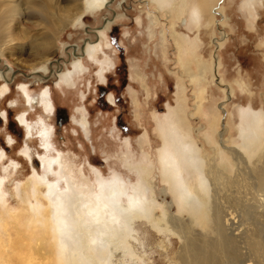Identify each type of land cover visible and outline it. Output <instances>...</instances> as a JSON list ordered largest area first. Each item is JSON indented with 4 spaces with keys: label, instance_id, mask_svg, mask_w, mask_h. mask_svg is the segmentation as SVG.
<instances>
[{
    "label": "bare ground",
    "instance_id": "1",
    "mask_svg": "<svg viewBox=\"0 0 264 264\" xmlns=\"http://www.w3.org/2000/svg\"><path fill=\"white\" fill-rule=\"evenodd\" d=\"M141 1L170 21L168 32L178 52L177 60L189 65L192 62L190 57L197 53L198 39L189 40L191 37L177 32L174 25L180 20L191 26L196 25L199 4H194L195 0ZM214 1V5L211 4L214 8L210 12L212 15L220 14L218 0ZM61 2L0 0V57H7L15 66L35 69L33 73L43 76L39 71L47 72L46 62L59 47V35L66 28L82 21L85 12L100 11L108 3L107 0ZM241 7L252 22L253 1L241 0ZM156 17L159 19L158 15ZM104 30L97 31L98 40L104 39ZM219 36L214 39L215 44L220 41L216 44L217 48L225 39L222 33ZM100 47L102 45L99 43H86L84 53L88 58L97 60L95 56ZM186 48L190 50L188 56H184ZM107 60H101L98 71L102 79ZM73 62L72 71L61 73L60 78L64 84L72 83L76 74L84 72L80 60ZM204 74V68L200 64L198 81L204 80ZM177 87L176 106L164 115L155 116L156 131L162 139L159 151L160 176L170 184L179 210L174 217L169 216L165 210L159 212L155 195L151 192L148 195V176L151 171L145 163L139 162L137 165L127 158L122 159L132 169L135 170L136 167L141 174L138 181L129 186L124 183L121 175L106 179L98 167L93 166L89 168L95 177L93 184L88 183L81 169L78 171L83 178L76 184L71 172L65 167L66 160L62 154L58 152L55 157L49 154L52 131L45 124L44 117L40 118L36 131V124L28 121L24 115H19L18 120L25 125L27 135L36 133L41 140L44 153L38 154L37 163L44 172L39 176L37 173L30 176L29 192L23 189L22 182L15 183V195L25 211L23 222L22 216L8 206V192L5 190L3 177H0V264L13 261L11 253L16 244L20 248L29 247L34 257H44V248L31 247L34 241L38 247L48 239H51L55 248V261L52 264H148L145 254L153 244L149 245L151 241H148L152 231L160 234L155 247L164 253H168L171 245L169 236H177L181 246L176 259L181 264H264V112L241 107L240 118L238 117L239 136L237 135L241 138V144L238 148L226 145L229 140L224 138L225 131L221 132L220 155L231 160L232 165L230 164L229 169L217 164L210 165L209 156L203 154L191 130L186 126L187 103L182 90L183 84L179 82ZM6 89L3 85L1 90L3 92ZM49 91L46 88L41 93V102L47 112L53 109L48 98ZM225 94L226 98H230L232 90L225 89ZM29 95L25 91L27 98ZM36 101V96H33L31 102ZM200 112L208 125V132L203 134L205 140L217 149L213 131L215 111L208 107ZM46 119L49 120L47 117ZM81 123L84 124V120ZM34 129L36 132H33ZM145 139L143 136L142 142ZM125 142V150L132 148L129 138ZM3 152L0 150V161L5 159ZM122 152L125 153L123 149ZM21 154L32 162L29 146H24ZM11 166H17L16 162L12 161ZM52 173L55 174L54 177L50 176ZM41 189H44V193ZM182 215H187L189 225L183 222ZM11 227L17 231L15 239L9 232L3 238L1 232L4 233V229L7 232ZM39 262L35 260L30 264H40Z\"/></svg>",
    "mask_w": 264,
    "mask_h": 264
},
{
    "label": "rangeland",
    "instance_id": "2",
    "mask_svg": "<svg viewBox=\"0 0 264 264\" xmlns=\"http://www.w3.org/2000/svg\"><path fill=\"white\" fill-rule=\"evenodd\" d=\"M59 1L64 4L65 0ZM107 1L106 8L85 12L82 21L66 28L59 35V47L46 62L47 72L39 71L43 76L33 73L35 69L15 66L7 57H0V150L5 154V159L0 161V177H3L8 192L7 204L12 211L22 216L21 222L24 221L25 211L15 195V183L22 182L23 189L29 192L30 176L33 173L39 176L44 172L38 161L30 162L21 154V149L29 146L36 160L38 154L44 153V149L36 133L26 136L25 127L18 121L20 113L26 114L28 121L36 124V131L40 118L44 117L45 121L46 117L49 118L45 123L52 131L49 154L54 157L58 152L62 154L66 160L62 158V162L65 161V167L71 172L76 184L83 178L78 169L82 170L88 183L93 184L95 177L89 170L93 166L98 167L106 179L121 175L124 183L129 186L137 182L141 174L136 167L132 169L123 160L127 158L137 165L139 162L145 163L152 172L148 176V195L149 192L155 195L159 212L165 210L169 216L174 217L179 210L170 184L160 176L159 151L162 139L156 131L155 116L164 115L176 106L178 83L183 84L187 103L186 126L203 154L209 156L210 165L225 166V169L232 165L231 160L220 155L221 132L225 131L224 138L229 140L226 145L238 148L241 144V138L238 137L241 107L264 112V0H252V22L241 7V0H218L220 14L212 15L213 6H205L200 24L191 26L188 22L176 21L174 29L177 32L191 37L189 40L198 39L197 53L190 57L192 62L189 65L177 60L178 52L168 32L170 21L165 16L159 15L153 7L141 0ZM196 2L205 3V0ZM107 21L110 23H107L104 30V39L98 40L95 33ZM221 33L225 39L217 48L216 44L220 41L215 44L214 39L220 37ZM87 40L91 44L102 45L95 56L97 60L82 55L85 68L83 74H76L72 83L64 84L60 78L61 73L72 71V60H75ZM73 45H76V51ZM189 51L186 48L184 56H188ZM104 58L108 59V64L104 63L106 67L102 73H106V78L102 79L98 71ZM200 64L205 73L203 81L197 79ZM214 77L218 78L217 81ZM22 83L27 86L32 98L37 97V102H32L31 107L26 104V97L21 90ZM4 84L7 89L2 92ZM100 86L106 89L107 96L103 98L98 95ZM46 88L50 90L54 106L49 113L38 102L41 92ZM225 89L232 90L230 98H226ZM110 92L113 94L110 95ZM105 97L110 104L105 102ZM208 107L215 111L213 131L217 144L214 146L217 149L208 144L203 135L208 132V125L200 111ZM143 136L146 138L144 142ZM126 138H129L132 146L129 150H125ZM12 161L17 166L12 168ZM53 174L50 176L54 177ZM41 191L44 193V189ZM186 217L182 215L183 222L189 225ZM3 232V238L9 232L15 239L17 231L11 227ZM153 233L151 240L148 239L151 241L149 245L153 244L150 249H145L147 263L181 264L176 259L181 246L177 236H169L171 245L168 253H164L155 247L160 234ZM44 243L37 247L34 241L31 247L44 248L45 255L42 258L34 257L29 247L20 248L16 244L11 253L14 259L8 264H30L35 260H39L40 264H52L55 261V248L51 239Z\"/></svg>",
    "mask_w": 264,
    "mask_h": 264
},
{
    "label": "flooded vegetation",
    "instance_id": "3",
    "mask_svg": "<svg viewBox=\"0 0 264 264\" xmlns=\"http://www.w3.org/2000/svg\"><path fill=\"white\" fill-rule=\"evenodd\" d=\"M107 23H110V21H107L106 22V24H105V26L103 27V28H100L99 30H104L105 28H106V26H107ZM97 33H95V35H96ZM97 36V35H96ZM86 43H91V41L90 40H87L86 42H84V44H83V46L81 47V52H79L78 54V56L76 55V53L77 52H75V60H73V61H76V60H80V62H82L83 63V61H82V55H85V53H84V48H85V45H86ZM74 47H73V49L76 51V45H73ZM85 57H86V55H85ZM85 69V68H84ZM83 74V73H82ZM97 75V74H96ZM104 78H106V73L104 72ZM103 78V79H104ZM5 85V84H4ZM6 86V88H7V85H5ZM25 88V89H24ZM49 89V88H48ZM21 90H22V92L24 93V95H25V91L26 92H28L29 93V91H28V88H27V86L26 85H24L23 83L21 84ZM44 90V89H43ZM5 92V91H4ZM42 93V92H41ZM113 93L112 92H110V95H112ZM98 95H99V98H103L104 96H107V94H106V89L104 88V86H100L99 88H98ZM30 97H26V104H27V106L28 107H31L32 106V102H31V94L29 95ZM37 98V97H36ZM48 98L50 99V101L52 102V100H51V93H50V91H49V93H48ZM106 98V97H105ZM37 102V101H36ZM38 102H40V104L42 105V107H43V104H42V102H41V94H40V96H39V99H38ZM105 102H107L108 104H110L109 102H108V100H107V98L105 99ZM52 105H53V103H52ZM52 108H54V106H52ZM43 109H44V107H43ZM52 111V109L50 110V111H48V112H51ZM56 113V112H55ZM19 115H24L25 116V118H27L26 117V114H23V113H20ZM20 116H18V118H19ZM68 117V116H67ZM67 117H65V120H67ZM45 119V118H44ZM16 120V119H15ZM17 121V120H16ZM19 121V120H18ZM47 121V120H46ZM45 121V122H46ZM19 123H20V121H19ZM21 125H23L24 127H25V125L24 124H22V123H20ZM25 132H26V129H25ZM26 136H30V135H27V132H26ZM32 136V135H31ZM28 139V138H27ZM30 152H31V149H30ZM31 154H32V152H31ZM23 155V154H22ZM24 156V155H23ZM25 157V156H24ZM32 158H33V160H32V162L33 161H38V160H36V158L34 159V156H33V154H32ZM31 162V161H30Z\"/></svg>",
    "mask_w": 264,
    "mask_h": 264
},
{
    "label": "crops",
    "instance_id": "4",
    "mask_svg": "<svg viewBox=\"0 0 264 264\" xmlns=\"http://www.w3.org/2000/svg\"><path fill=\"white\" fill-rule=\"evenodd\" d=\"M209 1H213L212 3L211 2H209ZM217 1V0H216ZM214 0H205V3H207L206 5L204 4V2H203V6L205 7V6H213L214 5ZM209 3V4H208ZM194 4H197V2H196V0H195V3ZM198 4H199V6H200V11H199V15H197L199 18L197 19V23L198 22H202V19H203V11H204V9H203V6H202V3L201 2H198ZM211 4H213V5H211ZM212 21V20H211Z\"/></svg>",
    "mask_w": 264,
    "mask_h": 264
}]
</instances>
